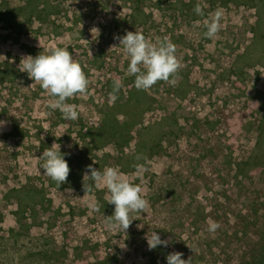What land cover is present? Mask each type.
I'll return each mask as SVG.
<instances>
[{"label":"rangeland","instance_id":"1","mask_svg":"<svg viewBox=\"0 0 264 264\" xmlns=\"http://www.w3.org/2000/svg\"><path fill=\"white\" fill-rule=\"evenodd\" d=\"M217 8L221 29L208 39L204 21ZM10 12L0 20V264H167L171 252L192 264H264V66L255 8L243 0H0V16ZM128 31L175 45L174 85L135 88L130 58L114 39ZM56 47L67 48L90 81L67 101L77 106L76 120L52 109V97L18 67L22 56ZM116 79L121 89L110 102ZM129 101L142 123L124 157L97 128L116 102ZM53 143L75 173L89 165L128 169L121 173L142 187L147 210L131 213L126 232L109 228L106 187L86 195L50 185L39 158ZM209 220L221 225L214 233ZM153 231L168 247L148 249Z\"/></svg>","mask_w":264,"mask_h":264},{"label":"clouds","instance_id":"2","mask_svg":"<svg viewBox=\"0 0 264 264\" xmlns=\"http://www.w3.org/2000/svg\"><path fill=\"white\" fill-rule=\"evenodd\" d=\"M194 11L197 15H204L199 3ZM210 16V20L204 21L207 28L204 35L208 39H213L221 29L220 20L223 16V9L217 8ZM91 31L93 33L98 29L93 28ZM114 39L119 41V47H122L130 58L127 71L135 76L134 86L137 90L147 91L161 81L175 84V75L180 69V62L175 55V45L166 37L155 44L139 31H128L124 36H116ZM119 47L113 46V48ZM18 67L52 97L51 107L54 110L59 109L63 119H78L77 106L67 101L73 96L86 93L90 81L81 64L67 48L56 47L48 54L41 52L35 57L22 56ZM120 89V80H114L113 90L109 93L110 102L118 98L117 93ZM39 159L43 161L41 167L46 176L59 185L67 182L70 167L65 155L61 153L60 144L53 143L50 148L43 151ZM137 159L141 157L138 156ZM141 170L142 166L137 165V172ZM82 182L86 195L102 185L110 193L108 202L114 205V213L106 217L109 228L122 229L126 232L133 222L131 213L144 212L149 206L148 200L142 195V187L139 184L130 183L116 167H105L101 171L89 165L83 174ZM208 223V230L213 233L221 227L215 221L209 220ZM145 239L150 251L159 246L166 248L169 245V241L162 240L155 231L150 235L148 233ZM183 255L181 252L169 253L166 257L167 264H192V258L182 259Z\"/></svg>","mask_w":264,"mask_h":264},{"label":"trees","instance_id":"3","mask_svg":"<svg viewBox=\"0 0 264 264\" xmlns=\"http://www.w3.org/2000/svg\"><path fill=\"white\" fill-rule=\"evenodd\" d=\"M245 5L252 6L256 9V19H257V25L256 29L254 31L255 33V46L257 47V51L259 53V62L264 66V0H243ZM246 2H249L250 4H247ZM258 2V4H257ZM256 3V4H254ZM9 17H13V13L10 12L9 14L3 13V17L0 16V20L9 21ZM250 102H248L249 105ZM137 109V106L134 103H131V101L127 103L123 102H116L113 107H111V110H113L112 115L109 117V119L103 120V125L101 128H97V131H103L102 137L106 136V139L109 137L108 140L114 141L113 145H115L119 152L125 157L126 154L124 152V148L127 147L131 141V139L134 138L133 130L142 123V118L138 117L135 118L132 116L131 111H135ZM245 110H247V106L244 107ZM257 112H260L258 110ZM123 115L127 119L125 121H120L116 116L117 115ZM254 114V113H253ZM258 113H256L257 115ZM261 133L264 135V117L261 122ZM92 131V130H91ZM91 136L94 137L91 133ZM114 139V140H113ZM69 164V162H68ZM120 166V165H119ZM128 169H125L124 167H121V172L125 173ZM83 174L80 171L79 173L73 172V169H70V175L69 178H73L74 182L72 181L70 183H64L62 185L57 184L53 180H51L50 185L55 188H78L79 190L83 189V183L81 182ZM78 179H80V182L78 184ZM67 180V182H68ZM77 183V185H76Z\"/></svg>","mask_w":264,"mask_h":264}]
</instances>
